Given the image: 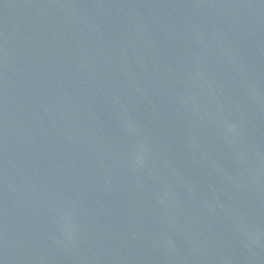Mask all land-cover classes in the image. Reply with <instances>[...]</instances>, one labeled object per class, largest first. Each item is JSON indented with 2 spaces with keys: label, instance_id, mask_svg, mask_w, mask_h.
<instances>
[{
  "label": "water",
  "instance_id": "water-1",
  "mask_svg": "<svg viewBox=\"0 0 264 264\" xmlns=\"http://www.w3.org/2000/svg\"><path fill=\"white\" fill-rule=\"evenodd\" d=\"M0 264H264V0H0Z\"/></svg>",
  "mask_w": 264,
  "mask_h": 264
}]
</instances>
